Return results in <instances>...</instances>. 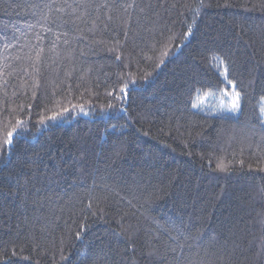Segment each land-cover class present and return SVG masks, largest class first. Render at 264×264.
I'll list each match as a JSON object with an SVG mask.
<instances>
[{
  "label": "trees",
  "instance_id": "16d2710c",
  "mask_svg": "<svg viewBox=\"0 0 264 264\" xmlns=\"http://www.w3.org/2000/svg\"><path fill=\"white\" fill-rule=\"evenodd\" d=\"M48 2L0 0V264H85L93 240L90 264H264V0H96L136 6L52 33L29 7ZM189 24L167 57L154 49ZM215 60L241 92L235 115L192 107L225 89Z\"/></svg>",
  "mask_w": 264,
  "mask_h": 264
},
{
  "label": "snow or ice",
  "instance_id": "6c2138e0",
  "mask_svg": "<svg viewBox=\"0 0 264 264\" xmlns=\"http://www.w3.org/2000/svg\"><path fill=\"white\" fill-rule=\"evenodd\" d=\"M135 6L136 5L134 2L128 3L126 5H118L115 3L109 4L107 2L97 3L96 0H61V3L58 5L55 4V0H50V2L43 3L42 5L36 4V3L29 5L30 8L36 10L34 14L40 15L41 21H43V23H41V28L43 31L48 32V33H52L53 28L48 27L47 25L49 23H55L56 20L61 21L60 24L56 25L57 28L68 25V26H71L74 32L79 31V25L81 23L87 24L89 21H91L92 29L90 30H94L96 28L97 21H99L100 23H104V21L101 19L102 16H105L107 20L110 21L112 19V16L110 15V13L116 11L118 8H123L124 11L126 12L128 8H134ZM198 7L203 8L204 7L203 3H201ZM141 11H143V9H141ZM55 13L63 14V16H66L67 19H64L62 16H55ZM29 27H32V26L30 25ZM105 28H107V24H105ZM191 31H192L191 24L188 25L187 32L175 33L169 30V34L163 39L156 40L153 47L154 49H157V48L164 49L163 51H161V56L167 57L170 54V51L167 49V44L169 42H174L181 38H187L191 34ZM61 35L65 37L63 43L65 45H69V40L66 38L68 36V32L65 31L63 33H57L56 34L57 41L60 39ZM123 35L125 38H127L128 32L125 31ZM4 39L7 40V37H4ZM41 39L42 37L39 34H37L36 40L39 41ZM10 46H11L10 44H6L5 50L7 49V47H10ZM116 46L117 47L110 49V51H116L119 48L120 42L118 39L116 40ZM177 46L179 47L180 45H177ZM56 47H57L56 42H53L51 45V50L54 51ZM32 50H34V53H35L34 56L29 55L27 59L31 61L29 66L32 68V72L35 74V73H38L39 66L43 62L45 49L43 47H35ZM81 54L83 55V53ZM20 58L21 57H16V59H20ZM121 58L122 57L119 54L116 56L117 61L121 60ZM3 59L5 62L4 68H8L9 67L8 57L4 56ZM163 62H164L163 59H161V63ZM223 63L224 62L221 61V64ZM159 66L160 65H157V67ZM23 70L25 74H28V68H24ZM3 75H4V70L0 69V76H3ZM220 75L222 77L221 82L225 84V89L223 90L222 95L225 97H228L230 101L227 111L236 113L241 109V92L237 90L236 82L230 78L227 66L224 67ZM5 83H7V81H5ZM126 87L127 85H125V88L121 89L122 93L126 90ZM112 95L113 93L111 92L108 93V96L111 97ZM116 99H120V97H116ZM108 107L111 108L113 107V105L109 103ZM192 107L196 108L197 106L193 104ZM68 111L69 109L65 107L62 109V112H54L53 115L50 117H47V119L50 121H55L59 117H61L64 112H68ZM261 113L264 114V108L261 109ZM22 123H23L22 121L17 120L16 121L17 128L13 129L12 131H9L7 134V138L3 141L5 145L9 146V149L11 148L14 142L15 136L19 135V132L17 131V129H19L22 126ZM40 123L44 124V120L41 119ZM262 123H264V121H262ZM260 171L264 172V168H261ZM89 207L91 206L89 205ZM156 229L158 232L161 233V236H163L164 233H167L168 241H171L173 244L178 245L181 249L184 247L182 243H179L178 236L171 235V232H172L171 228L165 225H161L158 222H156ZM177 231H179V229H177ZM180 234L183 235L182 232ZM160 238H161L160 236L156 237V239L158 240ZM168 241H165V243L167 244ZM170 250L171 252L175 253L176 247L173 246L170 248ZM153 254H154L153 252H149V255H153ZM13 255H15V253ZM25 259H27V257H25Z\"/></svg>",
  "mask_w": 264,
  "mask_h": 264
},
{
  "label": "rangeland",
  "instance_id": "374dc122",
  "mask_svg": "<svg viewBox=\"0 0 264 264\" xmlns=\"http://www.w3.org/2000/svg\"><path fill=\"white\" fill-rule=\"evenodd\" d=\"M215 67L216 70L219 72V74L223 71L224 65L221 64L219 60H215ZM221 76V75H220ZM230 91V89H229ZM223 92V91H222ZM229 98L222 95V93L219 96H213L210 94H206L203 96H198L195 100V105L197 106L194 108V110L207 113L210 115H217V116H231L235 115L236 113H232L227 111V108L229 106ZM112 134V131H109ZM122 133V131H118ZM109 135V133H106L105 137ZM78 190L77 185L68 190L64 191V193H74ZM59 227V224L55 220H45L42 222H39L37 225L38 231L43 235L47 236L50 233H53L57 228ZM95 241L89 242L84 248L83 251L79 257L81 261L85 264H90L92 260V255L94 251Z\"/></svg>",
  "mask_w": 264,
  "mask_h": 264
}]
</instances>
